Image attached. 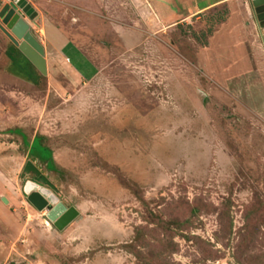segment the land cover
I'll return each instance as SVG.
<instances>
[{"label":"rangeland","instance_id":"1","mask_svg":"<svg viewBox=\"0 0 264 264\" xmlns=\"http://www.w3.org/2000/svg\"><path fill=\"white\" fill-rule=\"evenodd\" d=\"M26 1L46 69L0 19V264H264V20ZM19 127L52 149L42 175L78 212L62 230L24 193Z\"/></svg>","mask_w":264,"mask_h":264},{"label":"water","instance_id":"2","mask_svg":"<svg viewBox=\"0 0 264 264\" xmlns=\"http://www.w3.org/2000/svg\"><path fill=\"white\" fill-rule=\"evenodd\" d=\"M249 5L257 19L264 20V0H249ZM36 17V11L26 0H14L5 4L0 10V19H4L3 22L6 23L8 29L12 30L17 38H22L23 42L18 45L15 41L10 40L41 73H45L43 49L29 32ZM24 169L27 173H32L35 176L34 181H27L24 186L28 202L38 211L46 209L48 221L56 229L62 230L77 217V210L73 207L67 208L58 201L52 193L54 186L30 161L25 164ZM28 183L34 186L31 191L26 190ZM3 201L6 203L5 199Z\"/></svg>","mask_w":264,"mask_h":264},{"label":"crops","instance_id":"3","mask_svg":"<svg viewBox=\"0 0 264 264\" xmlns=\"http://www.w3.org/2000/svg\"><path fill=\"white\" fill-rule=\"evenodd\" d=\"M145 1H147L148 4L152 3L154 5L158 4L160 6H163L162 8H164V6H166L167 2L177 3L178 4L177 7H173L172 12L175 15V17L178 16V18H179L178 21H181V20L185 21L188 18L190 19V18L198 16L200 14L207 13L208 11L214 10V9L219 8L220 6L223 5V6H226V8H228V11H229L226 23L224 24L223 27L229 28V29L232 27V24L235 25L238 30L244 29L245 27H243V25H244L243 23L245 22V20L243 19L244 18L243 14H244V12H246L247 14L250 13V7L248 4L249 0H145ZM241 1H244V2H242V8L244 10L242 13H240V11L238 10L239 9L238 3ZM243 3H244V5H243ZM175 21H177V19H175L174 22ZM56 38H57V36H56ZM58 39L60 40L59 45L61 44L66 49L69 47L70 44L65 37L61 36V37H58ZM237 56L241 57L242 55H240L239 52H237L235 57H237ZM19 128L21 129V134L25 138H27V141H28L27 146L24 147L25 157L35 167L37 166L36 168L41 172V174H45L46 172H50L46 168L47 163L40 162L37 158H33L30 156L32 149H33V147H35L36 142H37L36 141L37 139L35 137L37 134H33V135L29 136L24 131V129L22 127H19ZM39 135H42V134H39ZM22 139L24 140V138H20L21 144L23 142ZM43 145H47V143H43ZM49 149L52 151L50 146H49ZM51 155H52V159L55 163L53 152Z\"/></svg>","mask_w":264,"mask_h":264},{"label":"trees","instance_id":"4","mask_svg":"<svg viewBox=\"0 0 264 264\" xmlns=\"http://www.w3.org/2000/svg\"><path fill=\"white\" fill-rule=\"evenodd\" d=\"M11 51L15 50L14 47H12V49H10ZM8 58L10 59V61L14 64L15 63V58L13 57V55H9ZM8 134L10 135H15V136H19L20 138H24V140L22 139V145L23 147L27 146V138H25L22 134H21V129L20 128H14V129H10L7 131ZM36 144L40 145V149H42V151H36V145L35 147H33L32 152L30 153V156L33 158H37L40 162L43 163H47V170L50 172H54L56 169V164L54 163L53 159H52V151L49 149L48 144L47 145H43V143H46V137L43 135H39L37 134L36 136ZM45 153L43 155V153ZM47 154V155H46Z\"/></svg>","mask_w":264,"mask_h":264},{"label":"bare ground","instance_id":"5","mask_svg":"<svg viewBox=\"0 0 264 264\" xmlns=\"http://www.w3.org/2000/svg\"><path fill=\"white\" fill-rule=\"evenodd\" d=\"M34 186L31 183H28L26 190L31 191Z\"/></svg>","mask_w":264,"mask_h":264},{"label":"flooded vegetation","instance_id":"6","mask_svg":"<svg viewBox=\"0 0 264 264\" xmlns=\"http://www.w3.org/2000/svg\"><path fill=\"white\" fill-rule=\"evenodd\" d=\"M35 180V176L33 175V179L31 181H34Z\"/></svg>","mask_w":264,"mask_h":264}]
</instances>
